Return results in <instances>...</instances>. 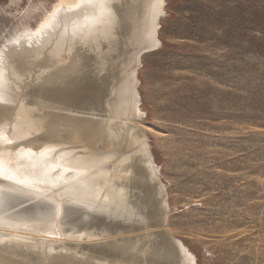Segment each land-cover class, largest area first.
<instances>
[{"label": "bare ground", "instance_id": "1", "mask_svg": "<svg viewBox=\"0 0 264 264\" xmlns=\"http://www.w3.org/2000/svg\"><path fill=\"white\" fill-rule=\"evenodd\" d=\"M93 3L104 8L58 18ZM163 4L63 0L1 48L0 264L195 263L133 122Z\"/></svg>", "mask_w": 264, "mask_h": 264}, {"label": "rangeland", "instance_id": "2", "mask_svg": "<svg viewBox=\"0 0 264 264\" xmlns=\"http://www.w3.org/2000/svg\"><path fill=\"white\" fill-rule=\"evenodd\" d=\"M61 1L0 0V50ZM164 4L137 66L133 122L169 228L194 264H264V0Z\"/></svg>", "mask_w": 264, "mask_h": 264}, {"label": "snow or ice", "instance_id": "3", "mask_svg": "<svg viewBox=\"0 0 264 264\" xmlns=\"http://www.w3.org/2000/svg\"><path fill=\"white\" fill-rule=\"evenodd\" d=\"M85 8L102 9V8H104V5L99 4V3H93V4H84L79 9H74V10L61 9L58 13V18L64 17V16L76 15L77 13L83 12V10ZM56 22L57 21L54 20L53 23H56ZM50 28H51V26H49V29H46V31L50 30ZM14 46H18V45L14 44ZM5 143H7V141ZM22 159L29 160L30 157L27 154H25V156ZM0 175H2V172H0ZM5 179L10 180L12 183H20V184L24 183V181H15L11 176H6ZM45 205L50 210L53 217L58 215L59 208H58V205H56L55 201L46 200Z\"/></svg>", "mask_w": 264, "mask_h": 264}]
</instances>
